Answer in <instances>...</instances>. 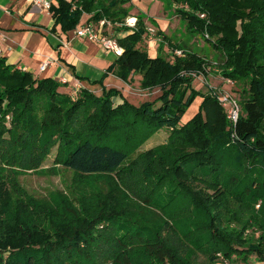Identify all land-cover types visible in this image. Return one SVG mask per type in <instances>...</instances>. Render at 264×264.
Returning <instances> with one entry per match:
<instances>
[{
    "label": "trees",
    "instance_id": "1",
    "mask_svg": "<svg viewBox=\"0 0 264 264\" xmlns=\"http://www.w3.org/2000/svg\"><path fill=\"white\" fill-rule=\"evenodd\" d=\"M130 3L52 0L49 13L62 32L88 15L85 24L103 21L106 29L108 23L123 50L90 83L98 93H59L61 82L35 78L0 56V264H191L165 230L188 242L203 232L226 260L220 264H232L234 256L241 264H252L250 258L264 264V0H164L225 53L221 75L241 87L233 125L217 97L193 87L207 66L199 56L175 55L164 35L156 57L140 47L147 32L139 18L134 29L125 25ZM107 75L125 84L137 75L141 89H157V98L133 105L103 85ZM197 97L196 114L182 124ZM161 130L168 131L167 143L129 163L127 143ZM55 146L54 164L75 182L69 195L37 199L18 176L46 173L37 168ZM59 207L66 229L51 216ZM248 229L252 237L243 238ZM208 264H217L214 255Z\"/></svg>",
    "mask_w": 264,
    "mask_h": 264
},
{
    "label": "rangeland",
    "instance_id": "2",
    "mask_svg": "<svg viewBox=\"0 0 264 264\" xmlns=\"http://www.w3.org/2000/svg\"><path fill=\"white\" fill-rule=\"evenodd\" d=\"M158 3L162 4V9H163L162 11ZM139 4L141 6L139 7V10L135 12L136 15L134 16H137V18H139V20H141L143 23L142 15L143 16L145 15L144 26L147 33H146V37L144 38L143 42L140 45V47L142 46L141 48L144 49V47L145 48L148 47L145 46L144 41L148 40L149 38H152L153 40H158L159 42V40L162 39V36L163 35L165 36V32H161L160 30L154 28V24L151 22L150 17H153L159 22H162L168 20V18L165 17V13L168 14V17H170V19L172 20L176 14L172 9H168L166 6H164V0H140ZM143 6L147 8L148 11L145 12L141 10ZM132 7L133 6L131 4V9H133ZM176 19L180 20L177 29L178 32L176 33V28H174L175 30H173L170 33L172 37L178 38L179 40L177 44L171 43V45L176 46L175 48H177L175 52H180V56L183 55V50L189 53H193L199 56L207 65L205 68V72L201 73L202 75L194 79L193 87L199 90L202 94L210 93L214 97L221 96L223 93L226 92L227 94L231 95L236 99L240 110L239 101L241 100V92H240L241 87L240 86L233 87V83L232 82L228 83L227 79H224L221 75L220 65H222L226 61L225 53L213 49L211 44L207 41L206 35L203 37L201 34H197L191 31L187 27L186 23L179 18V16H177L175 20ZM131 23L133 24V26H130ZM106 24L108 26L105 29V31L104 28L102 27V32L105 35L114 38L115 34L112 31L111 26L108 23ZM93 25L94 27H98L96 24ZM125 25L130 29H134L136 25V20L132 18H127L125 20ZM148 29L153 30L155 34L153 37L148 36ZM157 34H161V35L159 36ZM178 34H180L181 36H179ZM166 37L168 38L167 35ZM164 49H165L164 51L167 53L166 57L168 58V60L172 61L173 55L171 53V47L167 48L165 46ZM111 76L112 75H107L105 77V79L103 80V85L105 84L106 81L107 83H110L111 88H116L117 87L116 83L119 82V79L115 78L114 76L113 77ZM139 79L140 78L137 75L136 76L134 75L132 81L128 84H125L121 81L122 87L119 88V90L122 92L125 98L133 105H138L145 101H153L157 98L158 95L157 89L156 90L141 89V87L139 86ZM78 90L79 88L75 87V90L71 93L70 86L63 85L58 92L70 96L72 94L73 97H75ZM201 101L202 99L200 97H197L192 102V104L190 105V107H188V109L186 110L185 114L182 117L181 120L182 124H185L196 114ZM141 133L142 134H139L141 137L146 136L145 133L143 132ZM118 138L122 142L124 140V134L122 135L118 134ZM144 138L145 139H143L139 143H136L139 139L137 141L135 140L132 143H127V147L125 148L132 149L129 163H131L140 154L149 152L158 146L165 145L168 141L169 134L168 131L161 130ZM56 152H57V147L55 146L51 149L49 156L45 159V161L41 164V166L37 168V171L44 170L46 171V173L36 174V172L28 170V171H24L22 174L18 176V180L21 186L27 191L28 194L32 195L37 199L48 200L49 196L53 195L54 193H64L69 195L70 194L69 188L73 184V182H75V176L73 175L72 172L67 171L66 169L62 168L60 165L54 164V158ZM89 181L90 180L88 179H81V182L84 183ZM258 206L259 205H256L257 209ZM233 212H236L234 208H233ZM51 216L54 219L61 220V222L65 226V229L67 228L68 220L66 219L61 207L56 208ZM182 223H185V221H183ZM253 230L252 229L246 230L244 232L243 238L252 237L250 235L253 234L252 232ZM164 232L165 234H167V237H169L168 238L169 244L173 245V247L178 250V254L184 257L185 259H188V261L191 264H208V257H210L211 255L215 256L217 260V264H220L222 261H226L222 257V254L218 252L216 253L212 252L213 250V247L211 246L212 243L209 241V239H207V236L203 232L198 231L197 233H193L192 234L193 240L191 242H188L185 238L181 237V235H178L177 233L169 232L168 230L167 231L165 230ZM197 240H200L199 245ZM195 241L197 242V246ZM233 259L234 261H232V264L243 263V261L237 259L236 256H234ZM248 261L249 263L251 262L252 264H262L259 261H257V259L250 258ZM103 264H108V263H103Z\"/></svg>",
    "mask_w": 264,
    "mask_h": 264
},
{
    "label": "crops",
    "instance_id": "3",
    "mask_svg": "<svg viewBox=\"0 0 264 264\" xmlns=\"http://www.w3.org/2000/svg\"><path fill=\"white\" fill-rule=\"evenodd\" d=\"M139 1L131 0L133 9L128 18L137 19L134 15L141 6ZM159 5L162 11V4ZM141 10L148 11L144 6ZM144 16L142 15L143 24ZM165 17L168 20L162 22L150 18L155 29L165 32L170 44H177L178 38L172 37L170 33L174 28L178 32L180 20H175L176 15L173 20L166 13ZM88 18V15H83L80 24H85ZM144 44L148 46L144 49L149 57H156L158 40L149 38ZM0 50V56L5 59L6 64L29 72L35 78H51L59 83L64 81L63 85L70 86L71 93L75 90V85L89 88L94 93L100 92L98 85L90 83L100 80L104 71L117 59L99 44L77 38L74 31L62 32L59 26H54L50 13L35 7L32 0H0ZM44 63L47 66L41 72L39 69ZM104 85L106 88L111 87L106 81ZM116 86L119 89L122 82L119 80Z\"/></svg>",
    "mask_w": 264,
    "mask_h": 264
},
{
    "label": "built area",
    "instance_id": "4",
    "mask_svg": "<svg viewBox=\"0 0 264 264\" xmlns=\"http://www.w3.org/2000/svg\"><path fill=\"white\" fill-rule=\"evenodd\" d=\"M51 3L52 0H32V4L35 7L44 10L46 12H49ZM133 24L131 23L130 26H133ZM103 25H104L103 21H101L97 25L99 28L94 27L93 24H82L74 30V34L79 39H84L86 41L99 44L103 50L112 52L116 57H119L123 53V50L118 45L117 41L114 38L107 36L102 32ZM154 35L155 34L153 30L148 29V36L153 37ZM175 55L180 56V52H175ZM46 66L47 63L42 64L39 70L41 72L44 71ZM227 82L231 83V81L229 80H227ZM61 83H65V82L61 81ZM75 87L79 89L81 88L78 85H75ZM217 100L219 101V104L225 111L227 120L230 122V124L232 125L235 124L238 120V116L240 112L236 99L225 92L221 96H217Z\"/></svg>",
    "mask_w": 264,
    "mask_h": 264
}]
</instances>
